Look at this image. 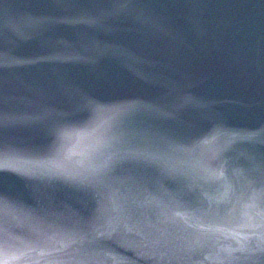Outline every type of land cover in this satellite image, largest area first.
I'll list each match as a JSON object with an SVG mask.
<instances>
[{"label": "water", "instance_id": "obj_1", "mask_svg": "<svg viewBox=\"0 0 264 264\" xmlns=\"http://www.w3.org/2000/svg\"><path fill=\"white\" fill-rule=\"evenodd\" d=\"M264 264V0H0V264Z\"/></svg>", "mask_w": 264, "mask_h": 264}, {"label": "snow or ice", "instance_id": "obj_2", "mask_svg": "<svg viewBox=\"0 0 264 264\" xmlns=\"http://www.w3.org/2000/svg\"><path fill=\"white\" fill-rule=\"evenodd\" d=\"M5 264H7V261L5 260Z\"/></svg>", "mask_w": 264, "mask_h": 264}]
</instances>
